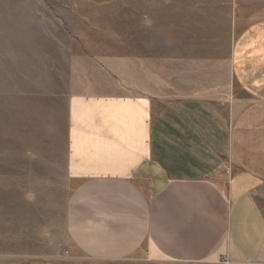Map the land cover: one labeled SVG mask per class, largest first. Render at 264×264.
<instances>
[{"label":"rangeland","instance_id":"1","mask_svg":"<svg viewBox=\"0 0 264 264\" xmlns=\"http://www.w3.org/2000/svg\"><path fill=\"white\" fill-rule=\"evenodd\" d=\"M259 25L264 0H0V264H169L146 245L117 262L72 250L64 97L79 79L155 102L264 98L229 72L234 39Z\"/></svg>","mask_w":264,"mask_h":264},{"label":"crops","instance_id":"2","mask_svg":"<svg viewBox=\"0 0 264 264\" xmlns=\"http://www.w3.org/2000/svg\"><path fill=\"white\" fill-rule=\"evenodd\" d=\"M229 64L235 93L264 91V25L237 35ZM86 86L64 97L72 250L117 262L146 245L169 264H264V98L222 108Z\"/></svg>","mask_w":264,"mask_h":264},{"label":"built area","instance_id":"3","mask_svg":"<svg viewBox=\"0 0 264 264\" xmlns=\"http://www.w3.org/2000/svg\"><path fill=\"white\" fill-rule=\"evenodd\" d=\"M225 264H228L227 262H224Z\"/></svg>","mask_w":264,"mask_h":264}]
</instances>
